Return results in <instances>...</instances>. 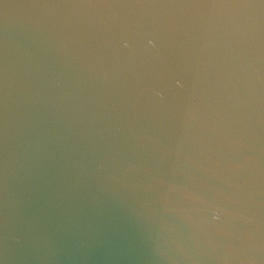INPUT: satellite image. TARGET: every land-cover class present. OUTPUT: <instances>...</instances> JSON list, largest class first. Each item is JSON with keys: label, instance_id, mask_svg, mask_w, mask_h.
Segmentation results:
<instances>
[{"label": "water", "instance_id": "obj_1", "mask_svg": "<svg viewBox=\"0 0 264 264\" xmlns=\"http://www.w3.org/2000/svg\"><path fill=\"white\" fill-rule=\"evenodd\" d=\"M0 264H264V0H0Z\"/></svg>", "mask_w": 264, "mask_h": 264}]
</instances>
